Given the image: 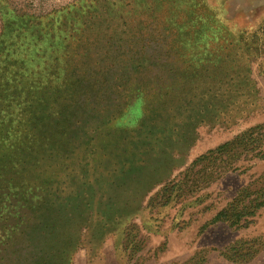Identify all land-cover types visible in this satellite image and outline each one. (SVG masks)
<instances>
[{
  "label": "rangeland",
  "instance_id": "374dc122",
  "mask_svg": "<svg viewBox=\"0 0 264 264\" xmlns=\"http://www.w3.org/2000/svg\"><path fill=\"white\" fill-rule=\"evenodd\" d=\"M260 27L264 0H0V47L60 91L35 162L2 173L34 186L0 264H264V207L214 221L264 178V61L238 41Z\"/></svg>",
  "mask_w": 264,
  "mask_h": 264
},
{
  "label": "trees",
  "instance_id": "16d2710c",
  "mask_svg": "<svg viewBox=\"0 0 264 264\" xmlns=\"http://www.w3.org/2000/svg\"><path fill=\"white\" fill-rule=\"evenodd\" d=\"M20 22L40 26L39 19L21 20ZM238 41L241 46V52L246 57L250 56V60L261 57L264 61L263 27H260L254 33H241ZM27 57L26 54L18 50L14 51L13 54L5 53L4 49L0 47V213H4L5 209L9 208L8 204L10 203V198L12 199L11 195L15 196V198L18 195H23L21 200L25 201L26 194H23V190L33 188L34 184L32 185L29 182L30 177L28 179L21 177L9 181L2 173L7 169L16 172V167L31 163V159L35 162L33 156L36 154L37 145L43 139V129L48 128L45 123L48 122L47 125L50 126L49 120L52 114L48 107L50 98L53 101L59 100L56 96L60 91H55L50 97V92H48L51 88L50 82L49 79L45 80L47 76L42 80L36 79L35 76L34 78L32 77V69L28 66L29 62L25 60ZM252 62L253 60H251ZM42 72L39 71L38 74L40 75ZM53 75L52 73L51 77ZM61 94L63 96V92ZM46 95H49V97L46 98ZM46 138L48 140L51 139L50 135L46 136ZM254 147L256 149L257 146ZM225 150L226 146H223L217 153H212L209 157L205 156L197 160L193 163V167L189 168L185 173L184 177L187 181L179 180L177 183L174 182L170 190H165L164 195H172L174 191L184 192L186 189H188L187 192L191 191L192 188L188 186L187 182L194 175V170L202 167L201 169L204 173L206 169L214 166L211 164L213 160H217V155L226 153ZM52 159H54V164L59 162L57 158L53 157ZM194 180L195 183L193 184L200 181L198 178ZM255 184L258 185L254 189L247 190V193L241 192L237 199H234L228 204L227 208L217 214L214 221L226 222L232 227H240L242 221L245 225L248 224L247 219L254 217L256 212L264 207V178ZM54 193H56V190ZM51 195L55 196L53 192ZM170 198L171 196H169ZM1 216L0 221H2L4 215ZM15 233L16 230L14 228L0 227V252L3 246H6L11 241Z\"/></svg>",
  "mask_w": 264,
  "mask_h": 264
}]
</instances>
